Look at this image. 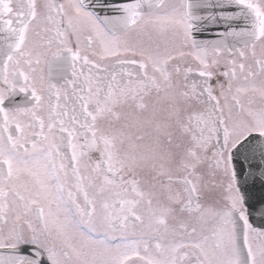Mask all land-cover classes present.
Listing matches in <instances>:
<instances>
[{
    "label": "snow or ice",
    "instance_id": "1",
    "mask_svg": "<svg viewBox=\"0 0 264 264\" xmlns=\"http://www.w3.org/2000/svg\"><path fill=\"white\" fill-rule=\"evenodd\" d=\"M0 264H264V0H0Z\"/></svg>",
    "mask_w": 264,
    "mask_h": 264
}]
</instances>
